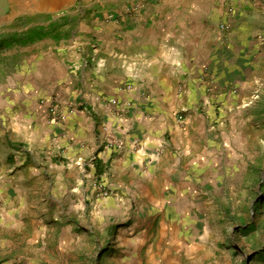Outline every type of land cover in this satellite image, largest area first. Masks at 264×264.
I'll use <instances>...</instances> for the list:
<instances>
[{"label": "crops", "instance_id": "crops-1", "mask_svg": "<svg viewBox=\"0 0 264 264\" xmlns=\"http://www.w3.org/2000/svg\"><path fill=\"white\" fill-rule=\"evenodd\" d=\"M23 18L62 24L67 37L33 44L50 40L71 63L56 91L11 117L12 137H0V229L21 223L3 218L25 208L17 180L47 166L94 178L99 161L104 185L127 205L128 195L158 188V205L181 209L190 165L199 181L207 162L202 111L216 113L254 82L264 0H0V26ZM53 95L57 120L39 104ZM34 187L24 185L30 195Z\"/></svg>", "mask_w": 264, "mask_h": 264}, {"label": "rangeland", "instance_id": "rangeland-1", "mask_svg": "<svg viewBox=\"0 0 264 264\" xmlns=\"http://www.w3.org/2000/svg\"><path fill=\"white\" fill-rule=\"evenodd\" d=\"M43 23L23 18L0 26V37ZM48 42L0 51L1 138L12 137V116L24 118L37 94L69 77L71 61ZM252 77L242 97L214 114L202 111L207 162L199 181L190 165L192 190L181 209L158 205V188L128 195L127 205L99 175L47 166L41 177L17 180L26 204L21 214L3 216L21 223L0 229V264H264V253L256 255L264 250V54ZM58 102L54 95L39 100L48 113ZM30 164L39 169L37 158Z\"/></svg>", "mask_w": 264, "mask_h": 264}, {"label": "trees", "instance_id": "trees-1", "mask_svg": "<svg viewBox=\"0 0 264 264\" xmlns=\"http://www.w3.org/2000/svg\"><path fill=\"white\" fill-rule=\"evenodd\" d=\"M62 24L50 23L47 27L45 26H32L28 27L23 32H13L7 35L0 37V51L5 49H10L15 46H27L33 44L39 40L45 38H51L54 40H61L68 36L67 32L59 30ZM99 161H96V173L99 175L101 173V168L99 167ZM258 204V203H256ZM250 227V226H249ZM247 227V229L249 228ZM264 253V250H260L256 255H261Z\"/></svg>", "mask_w": 264, "mask_h": 264}, {"label": "built area", "instance_id": "built-area-1", "mask_svg": "<svg viewBox=\"0 0 264 264\" xmlns=\"http://www.w3.org/2000/svg\"><path fill=\"white\" fill-rule=\"evenodd\" d=\"M219 28H220L221 31H226L227 30V25L225 23H220ZM111 102L112 103H116V100L112 99ZM50 111H51L50 114L52 116V119L57 120V118L62 117V114H61L60 110L58 109L57 105L52 107L50 109ZM179 118L182 119V116H179ZM121 146H122V142L116 141L115 147L116 148H120ZM111 147H113V146H111Z\"/></svg>", "mask_w": 264, "mask_h": 264}]
</instances>
